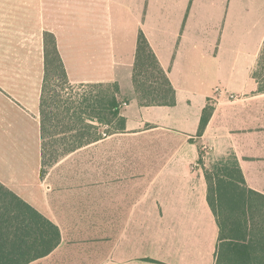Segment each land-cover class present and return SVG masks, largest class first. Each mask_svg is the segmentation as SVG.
<instances>
[{
    "label": "crops",
    "instance_id": "0c3cea01",
    "mask_svg": "<svg viewBox=\"0 0 264 264\" xmlns=\"http://www.w3.org/2000/svg\"><path fill=\"white\" fill-rule=\"evenodd\" d=\"M82 5L78 0H0V181L55 223L62 236L51 254L30 264H216L221 229L196 143L150 148L148 153L164 157L145 167L153 172L145 189L142 167L134 162L85 164V198L58 192L43 178L44 36L55 35L72 83L114 81L125 94L121 72L125 67L132 76L142 31L176 89L177 103L141 106L132 82V99L122 110L126 130L149 123L155 131L168 124L176 130L171 139L198 135L203 109L210 105L213 113L197 137L210 146L216 162L237 160L248 187L264 195V92L253 77L264 43V0H84ZM80 10L84 26L77 23ZM84 28L83 42L79 31ZM240 61L247 68L238 79ZM85 62L94 70L90 76L80 73ZM203 85L211 90L194 105L190 94ZM233 93L242 98L228 99ZM132 102L139 109L132 111ZM151 111L163 117L154 120L146 115ZM126 130L75 153L95 150ZM31 152L35 182L24 174ZM94 193L100 196L91 201ZM141 220H150L156 232L152 254L142 253ZM94 232L102 234L97 244L87 242ZM222 252H228L226 246Z\"/></svg>",
    "mask_w": 264,
    "mask_h": 264
},
{
    "label": "trees",
    "instance_id": "16d2710c",
    "mask_svg": "<svg viewBox=\"0 0 264 264\" xmlns=\"http://www.w3.org/2000/svg\"><path fill=\"white\" fill-rule=\"evenodd\" d=\"M44 47L42 176L76 151L125 132L127 119L122 110L129 103L117 82L72 83L53 33H45ZM253 77L264 92V43ZM132 78L141 106L177 103L176 89L142 31ZM212 113V106L204 107L199 136ZM205 177L208 201L221 229L216 264H264V195L248 187L237 160L215 162L205 169ZM61 240L55 223L0 181V264H30L51 254Z\"/></svg>",
    "mask_w": 264,
    "mask_h": 264
},
{
    "label": "rangeland",
    "instance_id": "374dc122",
    "mask_svg": "<svg viewBox=\"0 0 264 264\" xmlns=\"http://www.w3.org/2000/svg\"><path fill=\"white\" fill-rule=\"evenodd\" d=\"M78 3L81 5L79 6V8L82 9L84 7L82 5L84 4V0H78ZM77 18H78L77 19L78 26H84L85 24L84 11L80 10ZM85 36L86 35H85V28H84L81 31H79V38L83 39V42H84ZM251 59L252 58H249L246 64L248 62H251ZM66 61L68 62V65L71 68L72 60L68 59ZM241 61L239 62L238 79L239 77L241 78L244 77L245 70L247 68L246 64ZM86 62L83 63V65L79 66L80 69L83 68L82 71L80 70L81 71L80 73L83 76H90L93 74L94 70H92V68L87 69L88 64ZM91 67H93V65H91ZM106 71L109 72V68ZM107 82H114V81H107ZM132 82L133 81H132L131 74L128 76L125 70V67H124L123 71L121 72V83H122V87L125 90V94L122 93V96H123V99L127 100L128 102H130L132 99V96L129 94L131 93L130 89H131ZM210 90H211V86L203 85V86H200L197 91H194L193 93H191L190 96L194 102V105H195V102H197L198 99L200 98V94H207L208 92H210ZM219 93L220 91L217 90L216 94L219 95ZM187 95H189L188 92L185 93V95L183 96H187ZM240 98H242L240 94L233 93V95L231 94L228 95V99L230 100H236ZM124 107H126V103L124 104ZM129 108H131L132 111L139 109L137 103L134 104L133 102ZM181 108L184 109L185 107L182 106ZM146 115L154 120H160L163 117L161 116V112H155V111H151V114L146 113ZM162 121H165V120H162ZM140 127L141 128H137L135 130H130V131L126 130L128 134L120 135L119 137H116L115 139H109L103 143H98V145L96 146L97 148H95V150L93 147V150L85 149L78 153H74L75 155L71 154L72 156L71 155L67 156L66 158L62 159L57 166H54V168L52 169L48 168L47 172L43 175V178L48 183L53 185V188H56L58 192H62L64 194L66 193L68 195L72 194L73 192L74 193L78 192L81 195V197L85 198L86 193H85L84 184H85V179H86L85 176L87 174L85 170V164L90 163L91 165L96 166L97 164H101V163H107V164L115 163L116 164L118 162H122V163L128 164V163L134 162V163L140 164V166L142 167V170L139 171V173H141L142 175V189H145L149 179L153 176L152 175L153 172L149 171L145 167H148L149 163L151 162L152 163L161 162L160 159L163 160V157H164V155L150 154L148 153L149 152L148 150L150 148H164L169 145L174 146V145H177L181 140L185 142H193L199 146L201 150V159L199 161L200 165H203L204 163H206L207 168L210 169L212 165L216 162L215 160L217 158L213 155L212 156L210 155V151H211L210 146L200 141L201 139L197 137L198 135L196 133L190 134V137L181 136L179 138L171 139L169 135L170 132H174L176 130L173 127H169L168 124H163V127L165 129H157L155 131L151 130V128L154 127L153 124L143 123ZM182 133L185 134V132H182ZM192 149H195V148H192ZM140 150L141 151L143 150L142 151L143 153L134 154V152L140 151ZM144 152H146V154H144ZM34 169H35L34 155L31 152V166L28 171L24 172V174H26V178L28 182H35L38 180L35 174H33ZM98 173H101V171H99ZM109 173H112V172H109ZM96 189L97 187L94 186V190ZM127 190H128V187H127ZM97 196H100V195H96V193H94V194H90L89 197H90V200L93 201ZM106 197L107 196H104V200L106 199ZM75 199L78 201L80 200L79 198H75ZM98 200L99 201L97 202V204H100L101 198L99 197ZM81 204H82V207L86 205V202H84V199ZM105 204L106 203H104V205ZM111 205H112V201L110 202V206ZM97 221H100V220H97ZM112 222L113 220L110 219V223ZM141 226L143 228V231L141 234L142 243H143L142 253L152 254L153 253L152 252L153 242L151 240V237L156 232L153 231L151 224H150V220H141ZM88 231L90 232L92 230H88ZM90 236H91V239H88L87 242L89 243L92 242L94 244H97L98 242L101 241L102 234L94 232L93 234H90ZM109 238L110 239L116 238V234H110Z\"/></svg>",
    "mask_w": 264,
    "mask_h": 264
}]
</instances>
